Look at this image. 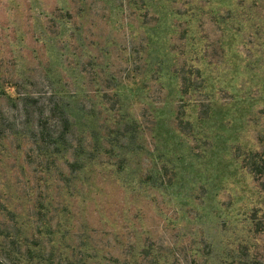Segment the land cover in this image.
Instances as JSON below:
<instances>
[{"label": "rangeland", "instance_id": "374dc122", "mask_svg": "<svg viewBox=\"0 0 264 264\" xmlns=\"http://www.w3.org/2000/svg\"><path fill=\"white\" fill-rule=\"evenodd\" d=\"M11 234L19 264H264V0H0Z\"/></svg>", "mask_w": 264, "mask_h": 264}, {"label": "trees", "instance_id": "16d2710c", "mask_svg": "<svg viewBox=\"0 0 264 264\" xmlns=\"http://www.w3.org/2000/svg\"><path fill=\"white\" fill-rule=\"evenodd\" d=\"M42 136V134H39ZM49 135V134H47ZM51 138L55 136L54 133H52L51 135H49ZM45 137V136H44ZM16 235L11 234L9 236H7V253H2V255L0 254V264H19L16 260L15 257L17 258V255H21L24 256L20 251H19V246L18 244L15 242L16 240ZM7 258V261H6Z\"/></svg>", "mask_w": 264, "mask_h": 264}]
</instances>
